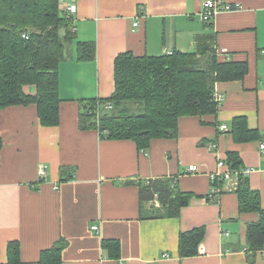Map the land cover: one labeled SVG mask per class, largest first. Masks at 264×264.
Returning a JSON list of instances; mask_svg holds the SVG:
<instances>
[{
  "label": "crops",
  "instance_id": "0c3cea01",
  "mask_svg": "<svg viewBox=\"0 0 264 264\" xmlns=\"http://www.w3.org/2000/svg\"><path fill=\"white\" fill-rule=\"evenodd\" d=\"M72 1L78 40L95 42L96 58L78 60L73 44L61 62L59 124L42 125L35 104L8 106L0 114V263L7 261L11 240L20 241L23 264H38L43 250L64 239L63 264H264L260 251L253 263L247 256V224L259 213L240 212L232 183L215 184L211 177L228 151H238L264 207V0H226L233 8L210 22L200 15L207 0L61 4ZM209 32L218 55L248 61L249 72L243 80L216 83L224 100L207 123L182 118L175 138H155L146 150L81 127V100L114 93L118 54L194 52L198 36ZM24 91L34 94L36 87ZM241 115L260 140L235 142L230 129ZM156 178L172 179L193 194L178 216H160L164 209L156 200L141 202V186ZM213 188L219 193L210 195ZM199 226L206 228L199 253L181 257L180 233ZM105 240L120 242L119 258L104 248Z\"/></svg>",
  "mask_w": 264,
  "mask_h": 264
},
{
  "label": "trees",
  "instance_id": "16d2710c",
  "mask_svg": "<svg viewBox=\"0 0 264 264\" xmlns=\"http://www.w3.org/2000/svg\"><path fill=\"white\" fill-rule=\"evenodd\" d=\"M214 36L211 32L200 34L194 52L118 54L114 62V93L107 98L81 100V127L98 129L104 138L133 140L140 150H146L155 138H175L182 118L192 117L207 123L219 111L216 83L243 80L249 72L248 61L228 60L218 55ZM73 44L77 47L78 60L96 58V43L78 40L74 18L61 11V0H0V114L8 106L35 104L42 125H58L62 100L59 66L70 56ZM25 85H34L36 92L27 94ZM131 101L142 111L132 112ZM107 102L113 108L97 117L96 109ZM230 131L237 143L261 139L259 130L250 128L248 118L243 115L233 119ZM2 148L0 134V153ZM224 160L233 171L245 168L238 151H228ZM221 180L217 178L215 184H221ZM140 191L141 202L157 199L164 209L160 216L168 217L178 216L193 197L182 192L177 182L169 178L151 179ZM235 192L240 212L259 213L258 219L246 228L247 256L253 263L257 253L264 249L261 195L251 187L249 177L243 175ZM205 235L204 226L182 231L180 256L197 255ZM65 246L66 241L60 239L53 247L43 250L38 264H63ZM103 246L113 257H120L119 241L105 240ZM0 264H23L20 241L8 242L7 261Z\"/></svg>",
  "mask_w": 264,
  "mask_h": 264
},
{
  "label": "built area",
  "instance_id": "2783aa9c",
  "mask_svg": "<svg viewBox=\"0 0 264 264\" xmlns=\"http://www.w3.org/2000/svg\"><path fill=\"white\" fill-rule=\"evenodd\" d=\"M233 8V5L230 4L229 2H227L226 0H207L206 2H204L203 4V10L201 12V18L202 20L205 21H210L212 20L219 11L221 10H231ZM61 10L63 12H65V14L67 16H73L76 11H77V5L76 2H66L64 4H61ZM139 24L138 21L134 22V26H137ZM224 51V50H222ZM215 99L216 101L219 103V106L221 104V102L224 100V95L217 92L215 90ZM112 103L111 102H107V104H105L102 107H99L96 109L95 114L97 115V117L100 116V114L104 111V110H109L112 109ZM229 127L227 125H222L221 126V130H228ZM210 147L212 149H215L217 147V143H211ZM260 149L263 150L264 149V142H262L260 144ZM218 166H219V170L215 173L212 174V179L216 180L217 178L223 179V180H228L229 182L232 183L233 185V189H237L238 185L241 182V175L243 176H249L250 172H251V168H243L241 171H233L230 168L227 167V163L224 159H220L218 162ZM41 177H44L46 175V169H42L40 172ZM219 193V189H215L213 188L211 190L210 195H214V194H218ZM157 202L158 200L155 199ZM92 229L97 230L98 229V225H94L92 227ZM261 253L264 254V249L260 250Z\"/></svg>",
  "mask_w": 264,
  "mask_h": 264
},
{
  "label": "rangeland",
  "instance_id": "374dc122",
  "mask_svg": "<svg viewBox=\"0 0 264 264\" xmlns=\"http://www.w3.org/2000/svg\"><path fill=\"white\" fill-rule=\"evenodd\" d=\"M72 47H73V48H72ZM72 47H71V49H70V55H72V52H73L72 50L74 49V46H72ZM133 102H134V101H131V102L129 103L131 106H134V107H133V110H131V111H132V112H137V113H139L140 111H142L141 109H140V110H139V109H136L135 106H136L137 103H133ZM139 107H140V106H139Z\"/></svg>",
  "mask_w": 264,
  "mask_h": 264
},
{
  "label": "bare ground",
  "instance_id": "6f19581e",
  "mask_svg": "<svg viewBox=\"0 0 264 264\" xmlns=\"http://www.w3.org/2000/svg\"><path fill=\"white\" fill-rule=\"evenodd\" d=\"M62 11V10H61ZM101 106V105H100ZM103 106V105H102Z\"/></svg>",
  "mask_w": 264,
  "mask_h": 264
}]
</instances>
